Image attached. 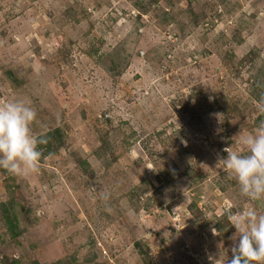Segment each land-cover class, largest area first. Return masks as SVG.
I'll return each instance as SVG.
<instances>
[{
  "label": "rangeland",
  "instance_id": "rangeland-1",
  "mask_svg": "<svg viewBox=\"0 0 264 264\" xmlns=\"http://www.w3.org/2000/svg\"><path fill=\"white\" fill-rule=\"evenodd\" d=\"M262 97L264 0H0V104L60 137L0 168V264H228Z\"/></svg>",
  "mask_w": 264,
  "mask_h": 264
},
{
  "label": "clouds",
  "instance_id": "clouds-1",
  "mask_svg": "<svg viewBox=\"0 0 264 264\" xmlns=\"http://www.w3.org/2000/svg\"><path fill=\"white\" fill-rule=\"evenodd\" d=\"M260 104L264 113V97ZM36 119L35 109L22 101L0 104V168L11 175L34 173L45 158L41 146L47 139L34 134L32 126ZM242 143L246 153L226 147L223 151L227 157H218V163L223 162L243 196L264 200V119L258 121L256 132L249 133ZM229 219L236 232L229 238L234 244L228 264H264V215L250 209Z\"/></svg>",
  "mask_w": 264,
  "mask_h": 264
},
{
  "label": "trees",
  "instance_id": "trees-1",
  "mask_svg": "<svg viewBox=\"0 0 264 264\" xmlns=\"http://www.w3.org/2000/svg\"><path fill=\"white\" fill-rule=\"evenodd\" d=\"M42 136L46 137V139H47V143L45 145H42V147L44 148L45 153H49L51 151V147L53 146V143H54V138H56V140H60L59 130L58 129H56L54 131H49V132L45 133ZM4 212H5L4 213L5 214V218L8 221L9 230H13L15 225H16L15 218H14L15 216L13 214H11L12 216H10L9 210H6V211L4 210ZM10 217L13 218V221L11 220ZM13 233H15V231H13ZM136 245L139 246L138 244H136ZM9 263L10 264H19V262L16 261V260H12Z\"/></svg>",
  "mask_w": 264,
  "mask_h": 264
}]
</instances>
